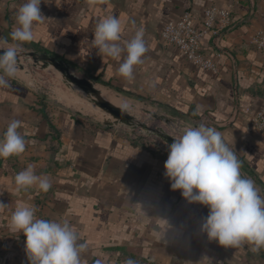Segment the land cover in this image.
<instances>
[{
	"label": "crops",
	"instance_id": "0c3cea01",
	"mask_svg": "<svg viewBox=\"0 0 264 264\" xmlns=\"http://www.w3.org/2000/svg\"><path fill=\"white\" fill-rule=\"evenodd\" d=\"M24 2L0 0V37L10 40ZM209 6L233 15L217 45L209 34L201 38L217 73L196 67L161 36L168 20L186 11L202 16ZM40 7L46 18L24 45L65 59L81 75L148 102L177 123L216 128L236 151L242 174L264 190V133L252 129L244 113L260 103L264 86V57L249 43L264 26V0H42ZM108 16L122 21L121 44L144 31L148 51L132 79L118 73L123 57L94 48L95 27ZM18 75L10 87H0V137L16 119L26 142L22 154L0 158V264H30L25 237L11 226L21 204L35 206L40 218L67 220L87 246L81 264H125L129 258L136 264H264V249L225 247L200 231L208 208L170 188L163 168L167 150L127 140L117 128L55 105ZM29 165L49 178L47 192L35 185L16 190L15 175Z\"/></svg>",
	"mask_w": 264,
	"mask_h": 264
},
{
	"label": "clouds",
	"instance_id": "9594fccd",
	"mask_svg": "<svg viewBox=\"0 0 264 264\" xmlns=\"http://www.w3.org/2000/svg\"><path fill=\"white\" fill-rule=\"evenodd\" d=\"M42 0H25L16 10L15 26L10 40L0 37V87H10L16 75L18 57L25 43L33 40V28L46 18ZM122 21L116 16L100 20L94 31L93 45L101 54L122 62L118 73L132 79L134 67L143 62L148 51L143 29L121 41ZM21 122L12 119L0 137V158L7 159L25 151V138L18 128ZM163 164L164 176L172 190L188 203L208 208L200 231L209 241L225 247L251 244L252 251L264 249V190L241 172V162L224 134L204 123L183 127L173 137ZM16 190L37 186L47 192L51 183L46 175H38L29 165L14 177ZM4 204L0 203V207ZM11 226L25 237L24 246L30 264H81L86 244L67 220L58 221L37 216L35 206L21 204L11 215ZM97 264H100L97 261ZM125 264H136L129 258Z\"/></svg>",
	"mask_w": 264,
	"mask_h": 264
},
{
	"label": "built area",
	"instance_id": "2783aa9c",
	"mask_svg": "<svg viewBox=\"0 0 264 264\" xmlns=\"http://www.w3.org/2000/svg\"><path fill=\"white\" fill-rule=\"evenodd\" d=\"M232 18V11L220 6L204 8L202 16L186 11L179 18L168 20L162 28L161 36L164 42L174 46L196 67L217 73L218 65L213 57L205 55L201 38L209 34L213 45H217L216 39L220 32L231 24ZM249 43L264 57V26L250 34ZM244 113L249 116V126L264 133V86L260 103L252 109H244Z\"/></svg>",
	"mask_w": 264,
	"mask_h": 264
},
{
	"label": "rangeland",
	"instance_id": "374dc122",
	"mask_svg": "<svg viewBox=\"0 0 264 264\" xmlns=\"http://www.w3.org/2000/svg\"><path fill=\"white\" fill-rule=\"evenodd\" d=\"M26 69L28 72L19 73L18 76L24 78L26 83L31 88L37 90L49 101L55 105L66 108L71 112H82L87 114L88 117L92 119L99 120L100 122L102 121V114L98 112L96 107L87 100L84 94L78 89L71 90L66 85H64L60 80V76L53 68L39 69L27 66ZM99 87L104 89L105 92L112 93L113 99L119 103H122L123 106H125L130 112L134 113L141 121L146 122L151 127L160 126L171 132L173 135L178 136L181 129L187 126V124L183 125V122L177 123L173 120V123L169 124L164 120L154 118L152 114L160 115L162 113L155 106L148 104V102H143L142 100H130L115 94V92L106 89L103 86ZM77 102H81L82 105H77ZM117 129H119L121 136L126 137L127 140H133L134 142L145 147H150L157 150H166L164 143L160 139L147 134L143 129L137 127L130 128L126 126L117 127Z\"/></svg>",
	"mask_w": 264,
	"mask_h": 264
},
{
	"label": "water",
	"instance_id": "95a60500",
	"mask_svg": "<svg viewBox=\"0 0 264 264\" xmlns=\"http://www.w3.org/2000/svg\"><path fill=\"white\" fill-rule=\"evenodd\" d=\"M27 66L39 69L53 68L60 76V80L64 85L71 90L78 89L84 94L87 100L96 107L97 111L102 114L101 124L104 127L113 129L126 126L143 129L147 134L160 139L164 143L166 150H168L167 146L172 143L175 135L165 130L163 127L149 126L146 122L141 121L134 113L130 112L125 106L113 103L103 95L102 89L99 87L103 86L111 90L107 84L81 75L65 59L55 56L46 50L31 49L27 47V45H23L22 51L18 57V69L16 73L28 72L26 69ZM152 116L164 120L166 123H173V119L165 114H152Z\"/></svg>",
	"mask_w": 264,
	"mask_h": 264
},
{
	"label": "bare ground",
	"instance_id": "6f19581e",
	"mask_svg": "<svg viewBox=\"0 0 264 264\" xmlns=\"http://www.w3.org/2000/svg\"><path fill=\"white\" fill-rule=\"evenodd\" d=\"M106 98H108L109 100H111L112 101V99H110V97H108L106 94H103ZM113 103H115V104H117V105H120V106H123V105H121V104H119V103H116V102H114V101H112ZM82 108V107H81ZM85 109V108H84Z\"/></svg>",
	"mask_w": 264,
	"mask_h": 264
},
{
	"label": "trees",
	"instance_id": "16d2710c",
	"mask_svg": "<svg viewBox=\"0 0 264 264\" xmlns=\"http://www.w3.org/2000/svg\"><path fill=\"white\" fill-rule=\"evenodd\" d=\"M105 84V83H104Z\"/></svg>",
	"mask_w": 264,
	"mask_h": 264
}]
</instances>
